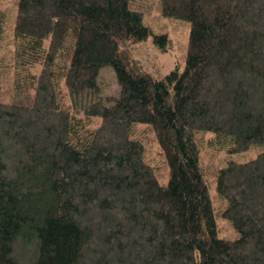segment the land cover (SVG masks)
I'll return each instance as SVG.
<instances>
[{
    "label": "trees",
    "instance_id": "1",
    "mask_svg": "<svg viewBox=\"0 0 264 264\" xmlns=\"http://www.w3.org/2000/svg\"><path fill=\"white\" fill-rule=\"evenodd\" d=\"M134 1L16 0L9 63L0 9L14 91L0 102V264H264V0H159L190 26L183 70L162 75L131 51L150 34L167 50ZM226 140L258 149L214 173L236 237L218 235L201 164L203 142Z\"/></svg>",
    "mask_w": 264,
    "mask_h": 264
},
{
    "label": "rangeland",
    "instance_id": "2",
    "mask_svg": "<svg viewBox=\"0 0 264 264\" xmlns=\"http://www.w3.org/2000/svg\"><path fill=\"white\" fill-rule=\"evenodd\" d=\"M133 5L143 10L144 20L155 34L164 33L167 36L166 51L160 49L161 44L154 40L153 34H150L145 40L137 42L132 46L131 51L134 57L140 60L144 68L154 74L162 75L169 68L174 67V65H177L180 70H183L186 60L189 23L184 19L162 15L159 9V0H135ZM0 9H4L10 18L6 27L5 39L8 48H5L3 52V63H9V42L12 38L10 32L12 18L15 15L16 0H0ZM11 75L12 71H9V68L6 66L0 71V102H9L10 94L12 92L14 93L13 86L9 81ZM98 83L104 96L113 95L118 91L115 72L112 66L104 65L100 68L98 72ZM138 124L141 125L142 123ZM138 133L141 136L144 135L146 161L153 166L159 182L166 184L169 178L168 165L161 151L159 152L160 148L157 141L149 130L140 129ZM202 133H205L204 141L211 135H214V132L209 130L201 131L200 134ZM226 141V144L221 150H211L203 142L201 144V164L206 174L210 198L213 203L218 235L220 237H236L238 236V232L232 223L219 212L224 202L217 196L214 173L227 158L242 161L249 160L256 156L258 149L253 146L244 151H230L229 140Z\"/></svg>",
    "mask_w": 264,
    "mask_h": 264
}]
</instances>
